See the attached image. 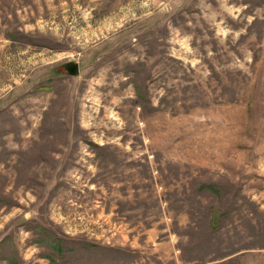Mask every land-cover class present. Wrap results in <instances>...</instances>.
<instances>
[{
  "label": "rangeland",
  "instance_id": "rangeland-1",
  "mask_svg": "<svg viewBox=\"0 0 264 264\" xmlns=\"http://www.w3.org/2000/svg\"><path fill=\"white\" fill-rule=\"evenodd\" d=\"M0 264H264V0H0Z\"/></svg>",
  "mask_w": 264,
  "mask_h": 264
},
{
  "label": "flooded vegetation",
  "instance_id": "flooded-vegetation-1",
  "mask_svg": "<svg viewBox=\"0 0 264 264\" xmlns=\"http://www.w3.org/2000/svg\"><path fill=\"white\" fill-rule=\"evenodd\" d=\"M59 65L68 73L72 74V73L76 72L77 65L73 61H65ZM71 69H73L74 71L71 72Z\"/></svg>",
  "mask_w": 264,
  "mask_h": 264
},
{
  "label": "water",
  "instance_id": "water-1",
  "mask_svg": "<svg viewBox=\"0 0 264 264\" xmlns=\"http://www.w3.org/2000/svg\"><path fill=\"white\" fill-rule=\"evenodd\" d=\"M74 70L73 69H71V72H73Z\"/></svg>",
  "mask_w": 264,
  "mask_h": 264
}]
</instances>
